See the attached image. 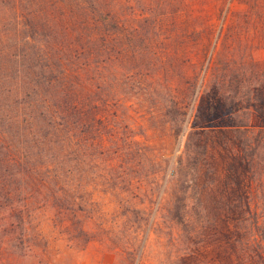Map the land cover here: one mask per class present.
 Returning a JSON list of instances; mask_svg holds the SVG:
<instances>
[{
  "label": "rangeland",
  "instance_id": "374dc122",
  "mask_svg": "<svg viewBox=\"0 0 264 264\" xmlns=\"http://www.w3.org/2000/svg\"><path fill=\"white\" fill-rule=\"evenodd\" d=\"M128 6L123 73L107 60L111 51L89 68L84 83L101 106L80 113L77 128L66 126L60 161L51 162L49 129L30 91L23 101L31 109L21 101V112L18 103L5 111L19 121L18 138L6 132L8 154L39 169L32 188L17 180L10 200L0 196V264H264V242L253 238L255 219L264 220V137L253 138L254 120L248 137L229 130L248 113L242 97L236 114H226L223 92V76L240 79L242 91L257 86L264 0ZM37 31L36 44L47 37ZM12 78H2L4 101ZM96 79L104 83L93 93ZM0 164L2 175L13 165Z\"/></svg>",
  "mask_w": 264,
  "mask_h": 264
},
{
  "label": "trees",
  "instance_id": "16d2710c",
  "mask_svg": "<svg viewBox=\"0 0 264 264\" xmlns=\"http://www.w3.org/2000/svg\"><path fill=\"white\" fill-rule=\"evenodd\" d=\"M35 6L36 10L34 0H7L4 8L2 7V15L5 14V17H0V44L9 39L14 41L12 51L4 48L0 50V73L5 71L4 76L1 74V81L2 78L13 77L7 74L10 70L15 76L12 78L14 87L5 89L3 93V98L8 102L0 98V150H3L0 163L13 164L7 165L8 168L12 166L9 173L0 174V196L5 200H10L7 198L13 193L12 189L16 188L9 182L22 181L26 185L23 187L28 188L33 183V173L39 169L31 167L20 155L8 154L4 141L8 140L7 133L19 137L13 134L14 131L18 132L13 129L19 121L6 117L5 111H9L15 103H18L19 112L22 109L29 110L34 103L40 111L38 116L41 123L49 129L51 162L60 161L64 150V129L68 128L66 126L77 128V116L80 113H92L101 106L98 100L91 97L92 93L84 83L89 68H92L102 54L108 55L106 52L109 51L115 54L107 60L111 64L115 63L114 68L119 74L123 73L120 62L128 61V0H40ZM24 20L26 23H23ZM9 25L12 26V31L7 29ZM37 29L47 32L46 39L43 37L44 40L38 44L37 34H34ZM20 30H24V33H20ZM125 72L128 76V68ZM223 77L226 86L223 92L227 91L231 100L226 114L232 117L236 114L239 108L235 109V103H240L242 97L246 108L241 111L248 113L245 122H233L229 125V130H240L248 137L253 133L249 123L254 120L252 122H256L257 129L253 138L260 142L264 137V69L256 74L254 84L257 86L252 91H242L244 83L240 79ZM96 81L88 84L93 93L104 83L103 79L99 80L100 83L97 79ZM25 89L27 91L22 95ZM29 91L33 103L28 99L23 101L24 96L29 97ZM84 91H87V97L83 94ZM16 98H19V102ZM40 128L41 126L37 127L38 130ZM43 144L46 147V142ZM19 167L23 168L22 172H19ZM15 175L20 176V179H16ZM245 205L248 209V204ZM254 226L257 233L253 238L263 244V217L259 223L255 219ZM263 259L264 257V262Z\"/></svg>",
  "mask_w": 264,
  "mask_h": 264
}]
</instances>
